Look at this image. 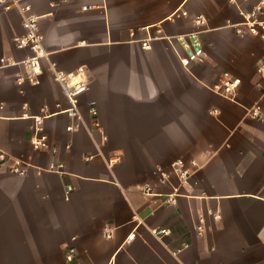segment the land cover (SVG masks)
Segmentation results:
<instances>
[{"label": "crops", "instance_id": "0c3cea01", "mask_svg": "<svg viewBox=\"0 0 264 264\" xmlns=\"http://www.w3.org/2000/svg\"><path fill=\"white\" fill-rule=\"evenodd\" d=\"M261 2L30 0L47 55L37 85L15 82L21 65L0 69V264H73L68 246L86 264H264V39L234 27ZM22 19L0 8V58L32 55L14 44ZM193 36L206 60L183 66ZM79 68L70 118L54 72ZM225 75L232 99L214 89ZM43 114L48 147L35 149Z\"/></svg>", "mask_w": 264, "mask_h": 264}, {"label": "built area", "instance_id": "2783aa9c", "mask_svg": "<svg viewBox=\"0 0 264 264\" xmlns=\"http://www.w3.org/2000/svg\"><path fill=\"white\" fill-rule=\"evenodd\" d=\"M0 8L4 11L18 10L23 14L22 27L24 33L21 36H16L14 38V44L18 49H28L31 51L32 55L27 57L19 62L11 60L9 58H0V69L6 68L15 65H21L24 68L23 74H17L15 76V82L18 84L28 83L30 85L39 84V77L42 73L41 61L46 57V52L43 47L42 36L39 33L38 28V17L31 13L30 0H0ZM243 21L239 26L235 27V32L239 35L250 34L257 36L261 39H264V0L261 4L254 8L250 12H240ZM196 23H201V19L197 18ZM192 39V48L191 51L187 54L185 58L182 59L183 66H189L191 63L202 64L206 60V53L202 49L198 39L196 37H191ZM186 43V41H184ZM188 44V43H186ZM143 48H149L148 42L142 43ZM256 72L264 76V61H261L257 67ZM84 74V69L79 68L75 76L63 74L62 72H54V77L57 82L62 86L63 92L68 99L71 107L68 110H65V113L70 118H76L78 116L76 111V105L78 103V97L87 90V82L83 79L82 75ZM76 78V79H75ZM224 80L221 86H216L214 89L227 98H233V92L235 91L238 82L233 81L228 78L227 75L224 76ZM3 106L0 105V109ZM91 114L93 116L97 115L96 108L94 103L91 104ZM249 115L251 118L261 119V107L256 104L249 110ZM49 114H43L42 116H36L33 118L34 126V135L30 139L32 146L35 149L47 148V138L45 136H40L42 130L43 120L46 117H49ZM68 130H72V127H69ZM3 158V155L0 154V159ZM192 165L195 164L194 161L191 162ZM174 173L179 177L182 182H186L187 178L190 176V170L184 166L182 160H176L172 164ZM64 169L63 164H51L48 168L49 171L55 173H62ZM14 174L25 175V169L23 163L16 161L13 169ZM164 177V176H163ZM145 193L155 194L150 186H145ZM175 197H168L167 203H174ZM153 232L159 236L164 237L169 234L167 229L161 228L153 230ZM103 234L105 238L112 237V231L110 228H104ZM135 237V233L130 234L127 237V242H131ZM187 248V245H184L173 252V254H178L183 249ZM65 260L73 264H86L84 262L78 261L76 259L75 249L72 246H68L64 252Z\"/></svg>", "mask_w": 264, "mask_h": 264}]
</instances>
